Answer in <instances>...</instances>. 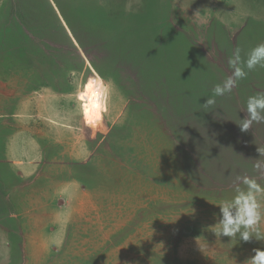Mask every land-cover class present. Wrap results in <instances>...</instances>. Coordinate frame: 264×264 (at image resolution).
<instances>
[{"label":"rangeland","instance_id":"rangeland-1","mask_svg":"<svg viewBox=\"0 0 264 264\" xmlns=\"http://www.w3.org/2000/svg\"><path fill=\"white\" fill-rule=\"evenodd\" d=\"M55 1L0 0V34L69 41L64 22L80 41L75 104L53 120L90 141L94 189L90 208L70 220L67 200L49 199L48 213L54 203L60 219L43 222L45 238L22 239L20 251L10 246L16 259L6 264H245L264 250V241L230 243L213 228L236 176L264 184V123L246 132L236 124L247 98L264 91V68L215 106H201L231 74L234 49L245 56L264 42V0ZM90 79L111 92L93 123L79 94Z\"/></svg>","mask_w":264,"mask_h":264},{"label":"crops","instance_id":"crops-1","mask_svg":"<svg viewBox=\"0 0 264 264\" xmlns=\"http://www.w3.org/2000/svg\"><path fill=\"white\" fill-rule=\"evenodd\" d=\"M60 26L69 41H4L0 34V51L7 53H0V264L15 261L10 246L20 251L22 239L45 238L43 222L60 219L54 203L48 213L49 199L67 200L65 220L90 208V141L53 120L65 103L75 104L79 89L80 41Z\"/></svg>","mask_w":264,"mask_h":264},{"label":"clouds","instance_id":"clouds-1","mask_svg":"<svg viewBox=\"0 0 264 264\" xmlns=\"http://www.w3.org/2000/svg\"><path fill=\"white\" fill-rule=\"evenodd\" d=\"M241 49L235 48L228 59L231 74L222 82L214 85L212 96L206 99L202 107L215 106L216 98L232 93L239 81L247 78L249 72L264 68V42L251 48L245 56ZM81 111L87 122L99 121L102 114L107 112L110 101V85L104 81L90 79L84 84ZM246 117L236 123L242 132L248 131L254 123H264V91L255 92L246 101ZM260 168V163H257ZM234 195L231 198L219 200V219L213 227L217 229V237H228L233 241L249 242L264 241V230L260 225L264 222V184L257 178L238 175L233 181ZM254 255L245 264H264V250L254 249ZM235 264V262H234Z\"/></svg>","mask_w":264,"mask_h":264},{"label":"trees","instance_id":"trees-1","mask_svg":"<svg viewBox=\"0 0 264 264\" xmlns=\"http://www.w3.org/2000/svg\"><path fill=\"white\" fill-rule=\"evenodd\" d=\"M53 1L55 2V4L57 3L55 0H53ZM57 6L59 8V11H60L61 15L64 16L63 13H62V10L60 9V6L59 5H57Z\"/></svg>","mask_w":264,"mask_h":264},{"label":"bare ground","instance_id":"bare-ground-1","mask_svg":"<svg viewBox=\"0 0 264 264\" xmlns=\"http://www.w3.org/2000/svg\"><path fill=\"white\" fill-rule=\"evenodd\" d=\"M27 104H28V103H27ZM27 104H26V105H27Z\"/></svg>","mask_w":264,"mask_h":264}]
</instances>
